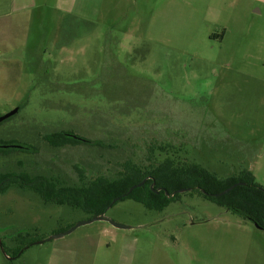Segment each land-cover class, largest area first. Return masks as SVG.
Instances as JSON below:
<instances>
[{
  "label": "rangeland",
  "instance_id": "1",
  "mask_svg": "<svg viewBox=\"0 0 264 264\" xmlns=\"http://www.w3.org/2000/svg\"><path fill=\"white\" fill-rule=\"evenodd\" d=\"M11 4L0 0V118L18 111L0 122V150L18 151L0 153V175L80 186L127 160L148 164L161 145L156 160L220 179L246 169L264 189V0H103L72 22L54 3L53 14ZM59 132L86 142L43 139ZM179 194L161 212L112 203L106 217L129 229L97 221L45 241L92 212L11 186L0 194V264H264L263 230Z\"/></svg>",
  "mask_w": 264,
  "mask_h": 264
},
{
  "label": "trees",
  "instance_id": "2",
  "mask_svg": "<svg viewBox=\"0 0 264 264\" xmlns=\"http://www.w3.org/2000/svg\"><path fill=\"white\" fill-rule=\"evenodd\" d=\"M43 139L55 148L74 146L85 141L71 132L54 133L44 136ZM150 149L148 164L127 160L121 164L116 176H97L86 180L81 176L80 186H59L45 177L31 176L28 173L2 174L0 194L5 193L11 186H16L31 190L46 203L68 204L97 216L106 214L107 208L111 207L116 199L115 202L133 200L148 210L161 212L177 201L180 196L177 191L188 189L187 193H197L264 231V189L248 170L244 169L238 175L220 179L198 164L177 162L172 155L166 156L162 161L156 160L153 151L167 152V146H153ZM15 151L18 150H0V153L9 154ZM146 178L148 180L144 185L136 187L125 196L131 187ZM238 183L241 185L222 196H216ZM155 190L158 193H154ZM164 191L168 192V196ZM173 193L175 194L172 195Z\"/></svg>",
  "mask_w": 264,
  "mask_h": 264
},
{
  "label": "crops",
  "instance_id": "3",
  "mask_svg": "<svg viewBox=\"0 0 264 264\" xmlns=\"http://www.w3.org/2000/svg\"><path fill=\"white\" fill-rule=\"evenodd\" d=\"M102 1L103 0H11V5L14 6L16 2L21 6L18 7V9L23 10V7H33V10L36 11L44 8L46 9L47 6H50V10H48L53 14L54 3V8L58 17L61 19H70L72 22L73 20L87 21L91 18V15L97 16Z\"/></svg>",
  "mask_w": 264,
  "mask_h": 264
},
{
  "label": "water",
  "instance_id": "4",
  "mask_svg": "<svg viewBox=\"0 0 264 264\" xmlns=\"http://www.w3.org/2000/svg\"><path fill=\"white\" fill-rule=\"evenodd\" d=\"M18 109L16 110H13L12 112H10L9 114L3 116L0 118V122H2L3 120L13 116L15 113H17ZM148 180V178L144 179L143 181H141L139 184H137L136 186H133L129 189V191L127 192L126 195H128L133 189H135L136 187H141L142 185H144L146 183V181ZM154 183L151 185V188L153 187ZM238 185H241V184H235L233 186H231L230 188L226 189L225 191L221 192L220 194H217L216 196H222L226 193H228L229 191H231L234 187L238 186ZM188 191V189H182V190H179L177 191L178 193H184ZM154 193H158L157 190L154 191ZM164 193L166 194V196H168V192L167 191H164ZM176 193V192H175ZM175 193H173L172 195H174ZM117 200V199H116ZM114 200L112 203H115ZM108 209V208H107ZM97 221H103V222H107L108 224H110L111 226H113L114 228L116 229H129L127 226H124V225H121V224H118V223H115L113 222L112 220L108 219L105 215V213L103 214H100V215H97V216H93L91 219L87 220V221H84V222H81L77 225H75L74 227L70 228L69 230H67L66 232H62V233H59L57 235H53L49 238H47L45 241H52V240H56V239H61L63 238L64 236L66 235H69L71 234L77 227H80V226H83V225H87V224H91V223H94V222H97ZM45 241H40V242H37V243H43Z\"/></svg>",
  "mask_w": 264,
  "mask_h": 264
}]
</instances>
